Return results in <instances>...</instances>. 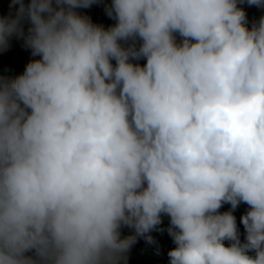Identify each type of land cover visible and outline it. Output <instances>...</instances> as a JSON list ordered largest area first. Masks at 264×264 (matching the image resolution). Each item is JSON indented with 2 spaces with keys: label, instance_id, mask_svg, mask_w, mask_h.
<instances>
[{
  "label": "clouds",
  "instance_id": "clouds-1",
  "mask_svg": "<svg viewBox=\"0 0 264 264\" xmlns=\"http://www.w3.org/2000/svg\"><path fill=\"white\" fill-rule=\"evenodd\" d=\"M95 2L0 16V51L16 36L39 57L0 76V264H122L164 215L170 264H264V16L111 0L106 29L77 11Z\"/></svg>",
  "mask_w": 264,
  "mask_h": 264
},
{
  "label": "crops",
  "instance_id": "crops-1",
  "mask_svg": "<svg viewBox=\"0 0 264 264\" xmlns=\"http://www.w3.org/2000/svg\"><path fill=\"white\" fill-rule=\"evenodd\" d=\"M24 2L27 4L29 0H24ZM94 4H101L106 9L111 5V0H96ZM239 6L246 13L249 27H251L253 22L258 21L261 16H264V7L249 6L246 0L244 3L239 4ZM77 11L79 14L89 17L93 24L103 26L106 29L114 25L105 18L104 12L92 13L89 7L81 8ZM10 13L12 15L15 13V8L10 9V0H0V16H8ZM23 27L24 31L27 32L30 25L25 22ZM33 59H39V57L32 56L31 49L25 46L23 38L13 36L10 38L9 47L6 50L0 51V69L4 70L8 76L15 77L22 74L27 63ZM27 255H32V253L29 252ZM122 264H125V261Z\"/></svg>",
  "mask_w": 264,
  "mask_h": 264
},
{
  "label": "trees",
  "instance_id": "trees-1",
  "mask_svg": "<svg viewBox=\"0 0 264 264\" xmlns=\"http://www.w3.org/2000/svg\"><path fill=\"white\" fill-rule=\"evenodd\" d=\"M96 4H92L89 9L91 10L92 13H98V12H95L93 7L95 6ZM98 7H103V5L101 4H98L97 5ZM141 65H143L146 61L145 60H140L138 61ZM248 205L247 204H244V203H241L234 211H233V215L236 217V222H237V227H238V230H239V238H240V241L241 243L245 242V236H246V233H245V229H244V226L243 224L241 223V219H238L239 216H242L244 215L247 210H248ZM231 209V205L230 204H224L221 209L219 210L221 213L223 212H227ZM158 229H162V228H158ZM168 229V228H167ZM167 229H162V230H153L150 235L154 238V240L156 241L155 244H149L146 242V240L143 238V237H137V240H136V243H134L131 248L129 249V251L127 252L126 256L128 255V253H132V249L134 248H139V247H142V246H156V248H158V252L159 254L157 253H154L151 255L150 258H157L158 262L160 263H155V264H170L169 262V257L165 255L164 253V250L167 246H169L170 243H173V240L172 238L170 237V235L168 234V231ZM121 235H122V238L123 237H126V236H130V235H134V230L133 229H129V230H125L124 228L121 229ZM225 246H229L230 245V241H225ZM174 244V243H173ZM175 245V244H174ZM146 255H149L146 254ZM249 255H254V252H250ZM123 262V261H122ZM132 264H147V261L143 260V259H136L134 258V260L132 261Z\"/></svg>",
  "mask_w": 264,
  "mask_h": 264
},
{
  "label": "rangeland",
  "instance_id": "rangeland-1",
  "mask_svg": "<svg viewBox=\"0 0 264 264\" xmlns=\"http://www.w3.org/2000/svg\"><path fill=\"white\" fill-rule=\"evenodd\" d=\"M94 11L95 12H98V13H101V12H104L105 13V18L109 21V22H112L113 24H115V20H113L112 18H110L108 15H107V12H106V9L104 7H98L97 5H95L93 7ZM177 39L179 40V36H177ZM242 216H239L238 219H241ZM169 223H170V220H169V217L164 215L162 216V223L161 225L158 226V228H162V229H167L169 227ZM125 230H129L130 228L128 227H123ZM158 248H156V246H142V247H139V248H134L132 249V253H128V255L126 256V260H125V264H132V261L134 260V258L136 259H143L145 261H147V264H155L156 262L157 263H160L158 262L157 258H150L152 254L154 253H157L159 254ZM173 249V248H170L169 246H167L164 250V253L166 256H168V252ZM149 255H146L148 254Z\"/></svg>",
  "mask_w": 264,
  "mask_h": 264
},
{
  "label": "built area",
  "instance_id": "built-area-1",
  "mask_svg": "<svg viewBox=\"0 0 264 264\" xmlns=\"http://www.w3.org/2000/svg\"><path fill=\"white\" fill-rule=\"evenodd\" d=\"M0 76H3V77H10V76H8V74H7L4 70H2V69H0ZM169 247H170V248H174L175 245H174L173 243H170V244H169Z\"/></svg>",
  "mask_w": 264,
  "mask_h": 264
}]
</instances>
